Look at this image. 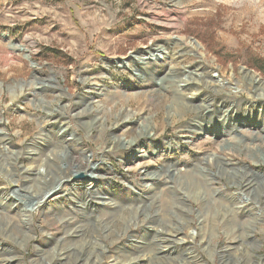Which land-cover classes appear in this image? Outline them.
Returning a JSON list of instances; mask_svg holds the SVG:
<instances>
[{"label":"rangeland","instance_id":"374dc122","mask_svg":"<svg viewBox=\"0 0 264 264\" xmlns=\"http://www.w3.org/2000/svg\"><path fill=\"white\" fill-rule=\"evenodd\" d=\"M244 71L264 81V0H0V258L264 264V103L204 82Z\"/></svg>","mask_w":264,"mask_h":264},{"label":"bare ground","instance_id":"6f19581e","mask_svg":"<svg viewBox=\"0 0 264 264\" xmlns=\"http://www.w3.org/2000/svg\"><path fill=\"white\" fill-rule=\"evenodd\" d=\"M179 42H180V44L186 45V41L179 40ZM188 42H190L191 45H195L196 47L198 46L197 43L193 44V42L191 43V41H188ZM14 46H19V45L15 44ZM160 51L163 52L162 49H159V46L156 45L155 47L146 48L141 53H135L130 57H126L127 59H125V60L124 59L119 60L116 58H110V59H107L105 63L107 65H112L113 67H118L124 71H127V72H129V74L131 76H134L136 71L138 70V68H137L138 64H143L145 66H147L149 64L154 65V63L157 62L159 60V58L161 57ZM244 72H245L244 80H241V79L236 80L235 85L229 83L230 79L221 77L219 74H217V75L211 74L210 77H208V79H204V82L207 84L208 83L212 84L215 87H220L222 89L224 87H228L229 92H235V93L240 89L246 88V90L250 93V95H254V96H257L258 99H262L263 101H261V103L263 104L264 103V81L259 76H257V74H255L253 72H248V71H244ZM179 80H182V79H179ZM182 90L184 93L187 92L185 90H188V92L191 93L192 91H194L196 89H195V87L193 88V87L189 86L188 83H184L182 88H181V94H182ZM227 109L228 108H226L225 110H227ZM223 116H224V114H223ZM1 137H0V145L5 143V142H1V141H3ZM5 146H7V145L4 144V145H2V148H0V154L4 153V149L7 148ZM67 176L69 177V174H67ZM44 180L46 181V178ZM29 181H27V182H29ZM47 181L52 183V179H48ZM92 181H93V179L88 178V179L84 180L82 183L91 184ZM14 182L19 183L18 180H15ZM7 183H8V180H7ZM75 184H77V183H75ZM18 185L19 184H17L16 187H19L21 184L19 186ZM61 185H62V181H61V179H59L58 183H56V184L52 183L49 187H45V189L42 192L39 191L41 194L34 193L35 195L32 196V198H29V200H27L25 198V196L17 197L14 200H16V199L19 200L21 211L23 212V214L27 215V214L31 213L34 209H36L38 206L46 203L48 200H50L52 198H54V199L60 198L61 195L66 190V186L63 187ZM13 192H14V190L11 189L9 192L0 193V202H2L4 199H12L14 197L12 195ZM174 240H176V239H174ZM163 246H161L162 249H160V251L164 250ZM165 246H166V244H165ZM143 257L146 258L148 256L146 254L144 255V253H143L142 258ZM148 258H150V257H148ZM8 262H9V260H5V259L0 258V264H5V263L7 264ZM138 263L139 262H136V263L133 262L131 264H138Z\"/></svg>","mask_w":264,"mask_h":264},{"label":"water","instance_id":"95a60500","mask_svg":"<svg viewBox=\"0 0 264 264\" xmlns=\"http://www.w3.org/2000/svg\"><path fill=\"white\" fill-rule=\"evenodd\" d=\"M136 73H137V71H136ZM78 177H83V178H85L86 177V174H84V173H79L78 175H77Z\"/></svg>","mask_w":264,"mask_h":264}]
</instances>
